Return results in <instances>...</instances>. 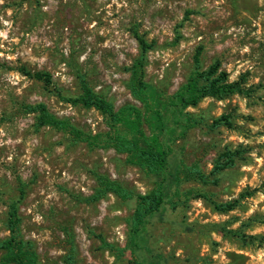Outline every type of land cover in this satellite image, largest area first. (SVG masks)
Wrapping results in <instances>:
<instances>
[{"label":"rangeland","instance_id":"374dc122","mask_svg":"<svg viewBox=\"0 0 264 264\" xmlns=\"http://www.w3.org/2000/svg\"><path fill=\"white\" fill-rule=\"evenodd\" d=\"M134 29L154 43L145 81L163 97L185 83L197 50L203 69L218 61L228 81H241L244 90L187 108L203 122L165 137L170 162L208 174L226 148L242 153L215 186L181 183L179 196H171L175 208L166 203L147 223L141 250L117 259L97 236L124 248L134 201L109 194L86 202L96 187L93 174L136 194L150 191L155 178L112 148L37 129V115L26 106L42 103L80 132L104 136L110 130L97 111L56 93L78 97L83 78L115 110L133 105L145 114L127 87L138 55ZM35 73L49 74L51 85ZM221 115L233 126L211 129ZM143 130L150 135L147 124ZM246 192L252 195L224 214L196 197L204 193L222 203ZM17 200L20 233L34 244L38 264H64L70 240L74 264H136L155 256L166 264H264V242L244 245L214 227L237 230L248 223L240 229L245 235L264 238V0H0V240L9 235L7 206Z\"/></svg>","mask_w":264,"mask_h":264},{"label":"trees","instance_id":"16d2710c","mask_svg":"<svg viewBox=\"0 0 264 264\" xmlns=\"http://www.w3.org/2000/svg\"><path fill=\"white\" fill-rule=\"evenodd\" d=\"M137 47L138 55L128 69L129 80L127 87L133 99L138 101L145 109V114L133 105H125L115 110L111 103L97 95L85 82L79 79L80 95L74 99L63 98L59 92L58 97L79 104L84 108L97 111L109 127V132L104 136L84 134L65 120L53 117L42 103L26 106V110L35 113L37 129L51 127L68 133L75 139L85 142L89 147L112 148L118 154L126 155V162L139 168L145 175L155 178V183L150 191L144 194H136L123 187L121 184L109 178L94 173L96 187L93 194L86 202H98L112 194L121 201H134V208L128 222L127 244L124 248L117 247L106 242L101 236H97L102 248L110 252L117 259L122 258L126 251L135 253L141 250L140 243H144L143 233L149 220L158 214L166 203L172 208L175 204L171 196H179V187L183 182H195L203 186L217 185L220 174L235 166L242 150L226 148L215 159L208 174L198 166L183 167L178 163L170 162L169 148L167 147L168 134H173V129L182 131L192 128L203 121L186 112L189 107L195 108L205 98L217 100L225 99L235 94H243L241 81L229 82L228 74L220 69L218 61H214L207 68L201 67L199 50L194 54L193 69L184 84L170 98L163 97L159 91L145 81V67L147 66V54L153 49V42H148L136 29L132 31ZM180 35L176 33L174 44L178 42ZM30 75V74H28ZM42 81L45 86L51 85L50 75L47 73H35L31 75ZM147 124L150 135H146L143 125ZM173 128L171 129V126ZM231 128L232 122L227 115H221L210 124L211 129L219 127ZM122 128L124 133L115 132V128ZM191 193V192H189ZM251 192L239 196L238 200L218 203L204 193H196V197L205 199L212 208L221 214L233 211L240 199L249 197ZM23 190H20V198ZM179 199V198H178ZM187 198H185L186 200ZM20 200V199H19ZM12 201L7 206L5 226L8 237L0 240V264H38V255L34 244L24 240L20 233L21 218L18 213V203ZM180 201V199H179ZM243 223L242 227H247ZM224 237H232L242 244H253L256 241L264 242L263 237L247 236L240 229L230 230L224 226L216 227ZM75 248L70 240L68 254L64 258V264H74ZM136 264H166L160 256H155L146 263Z\"/></svg>","mask_w":264,"mask_h":264}]
</instances>
